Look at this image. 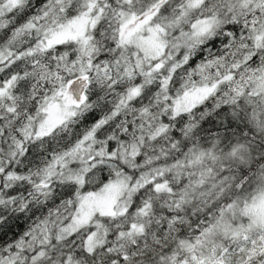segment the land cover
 Returning <instances> with one entry per match:
<instances>
[{"label":"snow or ice","instance_id":"snow-or-ice-1","mask_svg":"<svg viewBox=\"0 0 264 264\" xmlns=\"http://www.w3.org/2000/svg\"><path fill=\"white\" fill-rule=\"evenodd\" d=\"M0 264H264V0H0Z\"/></svg>","mask_w":264,"mask_h":264}]
</instances>
